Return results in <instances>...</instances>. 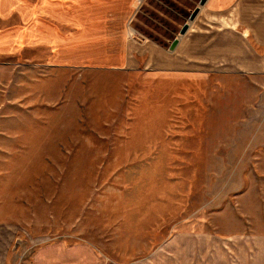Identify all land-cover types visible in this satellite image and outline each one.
Listing matches in <instances>:
<instances>
[{"label":"rangeland","instance_id":"rangeland-1","mask_svg":"<svg viewBox=\"0 0 264 264\" xmlns=\"http://www.w3.org/2000/svg\"><path fill=\"white\" fill-rule=\"evenodd\" d=\"M200 1L0 39V264H264V0L215 61Z\"/></svg>","mask_w":264,"mask_h":264},{"label":"crops","instance_id":"crops-1","mask_svg":"<svg viewBox=\"0 0 264 264\" xmlns=\"http://www.w3.org/2000/svg\"><path fill=\"white\" fill-rule=\"evenodd\" d=\"M110 4L111 0H0V39L5 37V42L8 44L0 42V46L6 44L7 47H14L11 50L15 51L20 45L26 49L48 45L51 54L56 55L63 46L64 38L58 32V26L50 27L49 21H55L56 25L70 21L71 26L75 28L79 25L78 22L83 20L81 14L94 15L95 7L106 8ZM125 5L126 14L129 15L134 6V0H125ZM262 5L263 3L259 0H206L203 10L207 13L210 23V28L206 30L209 33L207 42L212 46L206 48L204 56L215 61L217 45H223L224 37L239 38L237 28L241 22L245 23L243 36L248 37L247 31L252 21L248 14L253 12L256 15L262 9ZM258 13H264V11ZM90 19H92L91 16L87 18V20ZM263 21L264 14L258 18L257 24L261 23L262 26ZM214 29L219 32H214ZM203 38L204 34H201V45L204 43ZM137 50L141 52L148 50L153 55L159 54L160 51L147 44H142L141 47H137ZM237 54H239L238 49ZM138 58L139 56L137 61Z\"/></svg>","mask_w":264,"mask_h":264},{"label":"water","instance_id":"water-1","mask_svg":"<svg viewBox=\"0 0 264 264\" xmlns=\"http://www.w3.org/2000/svg\"><path fill=\"white\" fill-rule=\"evenodd\" d=\"M205 2H206V0H201V1H200V5H201V6L204 5ZM198 12H199V8H196V9L194 10V12L192 13V15L190 16V20H191V21L195 18V16L197 15ZM185 29H186V28H184L183 32L185 31Z\"/></svg>","mask_w":264,"mask_h":264},{"label":"built area","instance_id":"built-area-1","mask_svg":"<svg viewBox=\"0 0 264 264\" xmlns=\"http://www.w3.org/2000/svg\"><path fill=\"white\" fill-rule=\"evenodd\" d=\"M142 0H134V4H140Z\"/></svg>","mask_w":264,"mask_h":264}]
</instances>
